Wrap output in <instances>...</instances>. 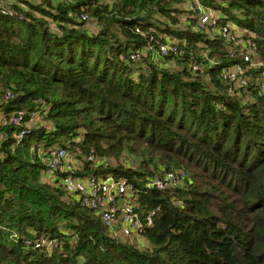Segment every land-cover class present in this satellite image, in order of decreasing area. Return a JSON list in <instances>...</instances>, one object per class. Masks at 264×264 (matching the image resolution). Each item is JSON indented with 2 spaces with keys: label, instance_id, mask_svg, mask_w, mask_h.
<instances>
[{
  "label": "trees",
  "instance_id": "trees-1",
  "mask_svg": "<svg viewBox=\"0 0 264 264\" xmlns=\"http://www.w3.org/2000/svg\"><path fill=\"white\" fill-rule=\"evenodd\" d=\"M6 1L0 264H264V0ZM198 5L218 13V28L245 32L244 53L216 26L199 28ZM161 44L177 53L161 55ZM236 65L246 85L226 77ZM56 148L75 178L133 187L139 237L82 207L62 185L65 170L47 176ZM126 152L138 169L120 162ZM175 171L186 173L179 186L147 188ZM43 238L49 250L35 248Z\"/></svg>",
  "mask_w": 264,
  "mask_h": 264
},
{
  "label": "built area",
  "instance_id": "built-area-1",
  "mask_svg": "<svg viewBox=\"0 0 264 264\" xmlns=\"http://www.w3.org/2000/svg\"><path fill=\"white\" fill-rule=\"evenodd\" d=\"M95 1V0H94ZM0 7L2 4L0 2ZM190 12L196 13L199 15V28L204 29L208 25H212L213 27L218 28V13L211 10H205L201 5H198L195 9L190 8ZM210 13L211 15H209ZM2 14L6 17H14L13 13L8 9H2ZM20 19V18H19ZM231 25H227L221 28H218V33L228 42L237 44L243 48L241 42H239V35L237 31H234V28ZM236 30V29H235ZM235 32V33H234ZM175 44H161L158 48V52L161 55L167 56L170 53H177ZM248 49L257 52V47L255 44H248ZM149 51H155L153 46H150ZM243 53L245 52L242 49ZM132 60L140 59L139 55H132ZM252 56L246 55L244 57L245 63H251ZM192 69L198 71L199 68H196L195 65H192ZM234 73L237 76H234ZM245 70L241 65H236L233 69H230L226 73V77L229 78L232 82H237L241 85H246L244 80ZM243 76V77H241ZM264 87V86H263ZM8 99L13 98V94L9 92L7 94ZM25 113L19 111L15 115H13L11 123L13 126H18L22 120L24 119ZM38 113L32 114L33 118H36ZM27 133L22 132L19 135V139L23 140ZM95 161L90 158V162ZM49 164L48 171L46 172L49 178L55 177L56 172L65 170L68 174L63 179V187L66 189V192L69 195H76V199L79 200L82 207H85L89 210H94L98 212L102 221L108 227H116L120 225L122 231L130 236L131 230L138 237L140 233H142L143 228V219L140 214L135 212V205L131 197H133V187L126 181L122 179H118L113 175L105 177V179L97 178L95 176L87 177V178H75V164L71 161H67V153L63 148H56L53 153L52 158L47 163ZM66 164L68 166L66 167ZM186 173L184 171H175L166 173L165 176L161 178H155L147 184V188H156L157 190L164 191L169 187H177L185 178ZM155 215L153 213L148 214L147 217V225H152L153 217ZM52 243H49L46 239H40L38 243H36L35 248L40 249V247H46L49 250Z\"/></svg>",
  "mask_w": 264,
  "mask_h": 264
},
{
  "label": "rangeland",
  "instance_id": "rangeland-1",
  "mask_svg": "<svg viewBox=\"0 0 264 264\" xmlns=\"http://www.w3.org/2000/svg\"><path fill=\"white\" fill-rule=\"evenodd\" d=\"M209 15H211L210 13H208ZM233 29V28H232ZM237 32H239V37L243 36L245 34V32L241 31V30H238ZM238 47L239 48V45L237 44V42H234V47ZM253 58V57H252ZM251 58V59H252ZM253 63V64H252ZM251 64L252 66H254L255 68L257 67H260L262 65V60H261V57L260 55L257 57V56H254V58L251 60ZM251 66V68H252ZM250 68V67H249ZM250 68V69H251ZM245 74V73H244ZM234 76H237L235 73H234ZM243 77V76H241ZM105 162H111V163H114V164H118L117 162L113 161L112 159H110L109 161L108 160H105ZM120 162L122 164H125L126 166H129V167H133L135 169H138L140 167V162H139V159L137 158L136 155H133L129 152H126L122 155L121 159H120ZM138 242V241H136ZM48 250V249H47Z\"/></svg>",
  "mask_w": 264,
  "mask_h": 264
},
{
  "label": "crops",
  "instance_id": "crops-1",
  "mask_svg": "<svg viewBox=\"0 0 264 264\" xmlns=\"http://www.w3.org/2000/svg\"><path fill=\"white\" fill-rule=\"evenodd\" d=\"M22 1V0H21ZM51 1H53V2H55V3H60V2H62L63 0H51ZM6 2H8V3H18V0H7ZM23 2H25V3H28V5H32V6H34V5H39V4H41L42 2H43V0H23ZM19 4V3H18ZM28 5H26V7L28 6Z\"/></svg>",
  "mask_w": 264,
  "mask_h": 264
}]
</instances>
